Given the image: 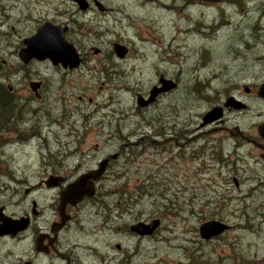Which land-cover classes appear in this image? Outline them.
Instances as JSON below:
<instances>
[{
    "label": "rangeland",
    "instance_id": "374dc122",
    "mask_svg": "<svg viewBox=\"0 0 264 264\" xmlns=\"http://www.w3.org/2000/svg\"><path fill=\"white\" fill-rule=\"evenodd\" d=\"M100 3L107 10L81 12L73 0H0V80L19 106L0 133V204L20 213L22 190H59L66 184L53 177L65 176L82 158L83 169L109 155L103 206L85 209V231L80 240L71 238L72 250L86 261L264 264V164L239 134L250 136L264 122L263 102L227 113L234 133L214 130V124L188 135L201 133L192 146L218 138L201 150L202 161L187 154L182 165L171 159L170 167L161 147L135 144L149 134V124H163L171 103L177 119L184 107L187 129L194 130L214 105L234 97L247 101L245 88L264 81V0ZM46 21L69 25L67 38L85 57L79 67L22 64L23 39ZM114 42L129 53L118 57ZM162 75H179L180 86L145 110L139 96ZM39 80L44 86L38 97L30 83ZM222 149L226 162L215 154ZM146 218L162 224L139 239L130 226ZM212 220L230 227L203 238L200 227ZM20 247L11 238L1 241L0 251L9 254L3 260L16 261Z\"/></svg>",
    "mask_w": 264,
    "mask_h": 264
},
{
    "label": "flooded vegetation",
    "instance_id": "af4514ba",
    "mask_svg": "<svg viewBox=\"0 0 264 264\" xmlns=\"http://www.w3.org/2000/svg\"><path fill=\"white\" fill-rule=\"evenodd\" d=\"M88 2L87 9H82L81 6L73 0L74 4L78 7L81 12H86L91 8H95L98 6L96 0H86ZM99 2L101 0H98ZM104 6V5H103ZM99 7V6H98ZM101 11L107 10V7L104 10L100 9ZM47 22L61 25L62 27L68 26L66 31V39L68 31L70 29L69 25L67 24H60L54 23L52 21H46L41 24L39 27L43 26ZM38 27V28H39ZM38 28L34 31L37 32ZM34 33V34H35ZM32 34V35H34ZM31 36V35H30ZM29 37V36H28ZM27 38V37H26ZM71 42V41H70ZM73 43V42H72ZM116 42H114L115 44ZM74 44V43H73ZM76 47V45L74 44ZM26 47V43L23 39V47ZM114 47V45H113ZM126 55L129 53V47L127 46ZM77 53L80 58V63L76 67L71 66H64L61 62L55 64L50 58H46L44 60H40L37 58L31 59L29 62H25L22 59V64L27 65L33 63L34 61H50L54 66H63V68L73 69L79 67L84 61L85 57L81 55V52L76 47ZM116 55L120 58H123L118 55L115 48L113 49ZM93 51L97 53L100 52V49L94 48ZM106 71V70H105ZM162 78L158 81V83L153 84L151 90L148 93H145L144 100L151 99L144 107L145 110L154 109L160 102L162 97L174 94L175 91L178 90L180 86V77L179 75H175L172 77ZM40 81V80H39ZM32 83H39L38 81H33L30 83L32 87ZM40 85L38 86L37 90L33 87L32 89L35 90L36 96H41L39 91L44 86V82L40 81ZM264 85V81L259 85L254 86H247L245 88L244 96L246 100H241L235 98L234 101L236 104H240L243 107L240 112H248L251 108V103L263 102L264 103V96L262 93V86ZM170 86V87H169ZM157 88V89H156ZM160 88H166L161 91ZM160 89V90H159ZM153 92V93H152ZM158 92V93H157ZM155 94V96H154ZM148 96V97H147ZM230 98H227L222 103L217 104L212 108L215 109L213 112V116L211 118L204 117L203 124L201 123L200 126H197L196 129H187L188 122L186 120L185 115L182 116L181 113H184V107L180 108V118H176L174 105L171 103L172 110L168 109L169 114L167 118L164 119L163 124H158L156 127L154 124H149L150 130L147 136H141L136 141V145L140 147H161L165 153L168 154L167 163L171 166L170 162L171 159H175L179 165H182L181 161L186 158L187 154H191V157H199L202 161L203 155H201V150L205 147H208L209 142L213 141L216 143L218 138L214 136L202 138L201 146L195 144L194 146L192 142L194 139L199 138L201 133L194 137H189L188 135H195L198 132H203V128L208 127L210 125L214 126L215 129H221L230 133H234L232 128L226 125L227 121V113L230 111L237 110L235 105H228V101ZM148 101V100H147ZM246 101V102H245ZM218 109V110H217ZM211 110V111H212ZM221 112V113H220ZM261 115V114H258ZM13 116V115H12ZM217 116V117H216ZM183 118V120H182ZM208 118V119H207ZM11 120V119H10ZM207 121V122H206ZM198 124V123H197ZM261 126H264V122L255 125L254 133L250 134V136H246L243 131H239L240 136L246 137L249 141L254 144L255 149L259 151L258 161H261L264 164V135L260 132ZM149 129V128H148ZM139 133V130H138ZM252 136L254 138H252ZM24 135L22 136L23 139ZM256 138V139H255ZM98 145V144H97ZM99 146V145H98ZM213 153V152H212ZM224 150H218L215 154L218 156L220 155V161L226 162V159H223ZM214 154V153H213ZM110 156L99 158L93 165L86 166L85 168L82 167V163L84 158H82V163L76 165V167H72L67 172H65V176L58 175L57 177H53L59 181L57 185L62 184L63 182L66 185H61L58 187L59 190H22V197H20V213L10 212L8 208V203L0 204V225L4 223V220L10 219L11 221H20L21 229H17L15 232L6 233L0 235V242L11 238L15 241L20 243V251L16 261L14 262H6L3 260L4 257H8L9 254H3L0 251V264H97L95 262H88L85 260V256L83 254L78 253L77 251L72 250L71 238L72 235L76 236L80 240L83 232L85 231L86 225H82L83 215L85 213V209L89 208H100L103 206V198L108 195L107 192L104 190H100L103 186L101 185L103 182V178L108 172L109 168L112 165L113 160L110 161ZM207 163H209L210 158L205 157ZM108 167L105 169L103 174L98 178V180H94V187L95 190L93 191L92 195H84L80 200L75 201L73 200L72 195L65 196L67 192V187L72 183L70 180L73 176L77 175L76 180L82 177L85 174L98 170L101 167L102 163H106ZM52 171L54 173H60V170L54 169L52 166ZM81 173V174H80ZM74 182V180H73ZM99 210V209H98ZM105 218V216H104ZM158 220V223L155 225L154 229H149L143 231H136L133 227L136 223H144V224H152ZM109 220V219H108ZM161 218L155 219H143L138 220L135 224L130 226L131 234H134L139 239H145L147 237H151L150 235L155 234L159 231L161 227ZM104 222V221H103ZM137 223V224H138ZM143 232V233H142ZM79 248H81V243L79 242ZM84 256V257H83ZM123 264V263H121Z\"/></svg>",
    "mask_w": 264,
    "mask_h": 264
},
{
    "label": "water",
    "instance_id": "95a60500",
    "mask_svg": "<svg viewBox=\"0 0 264 264\" xmlns=\"http://www.w3.org/2000/svg\"><path fill=\"white\" fill-rule=\"evenodd\" d=\"M75 1L78 2L82 9H87L88 2L86 0ZM96 3L98 4L100 9L104 10L105 7L98 0H96ZM67 29L68 26L62 27L61 25H56L50 22H47L43 26L39 27L34 35H31L24 39L26 47H24L23 49L21 48V50L19 51L20 59H23L25 62H29L33 58H37L40 60L50 58L55 64L61 62L66 67L78 66L80 63V58L74 44L66 39ZM114 48L119 56L124 57L126 55L127 48L122 44L115 43ZM39 85V83H32V87L35 90H37ZM160 89L162 91L166 88ZM262 93L264 96V85L262 86ZM143 100L144 97L140 94L138 102L141 106H145L149 102H151V99L148 101ZM227 103L228 105H235L236 108L243 107L240 104H236L233 98H230ZM213 112H215V109L210 111L206 115V117L211 118L213 116ZM260 132L264 135V126H261ZM106 164L107 162L102 163L101 167L98 170L85 174L76 181L72 182L67 187L65 196L72 195L73 200L78 201L86 194L92 195L93 191L90 192V190H95L94 180H98V178L103 174L107 166ZM58 183L59 181L57 182V184ZM157 223L158 220L149 225L140 222L136 224L133 229L139 232H144L145 230L150 231L149 229H154ZM229 227V224L223 221H207L201 225L200 234L203 238L209 239L227 230ZM17 229H21L20 221H11L10 219H7L2 225H0V235L15 232Z\"/></svg>",
    "mask_w": 264,
    "mask_h": 264
},
{
    "label": "trees",
    "instance_id": "16d2710c",
    "mask_svg": "<svg viewBox=\"0 0 264 264\" xmlns=\"http://www.w3.org/2000/svg\"><path fill=\"white\" fill-rule=\"evenodd\" d=\"M2 75L3 74H0V77ZM15 99L17 101V98L10 91V88L0 80V133L11 123L10 119L15 108L18 106L14 103Z\"/></svg>",
    "mask_w": 264,
    "mask_h": 264
},
{
    "label": "bare ground",
    "instance_id": "6f19581e",
    "mask_svg": "<svg viewBox=\"0 0 264 264\" xmlns=\"http://www.w3.org/2000/svg\"><path fill=\"white\" fill-rule=\"evenodd\" d=\"M116 43H118V42H116ZM18 107H19V106H18ZM236 109H238V108H236ZM5 220H6V219H5ZM5 220H4V221H5ZM175 239H176V238H175ZM115 253H116V252H115Z\"/></svg>",
    "mask_w": 264,
    "mask_h": 264
}]
</instances>
